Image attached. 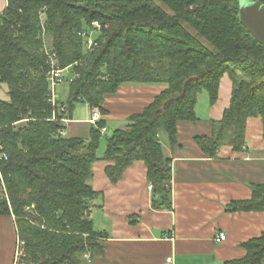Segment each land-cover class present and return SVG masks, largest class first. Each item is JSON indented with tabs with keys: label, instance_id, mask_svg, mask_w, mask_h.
I'll return each instance as SVG.
<instances>
[{
	"label": "trees",
	"instance_id": "obj_1",
	"mask_svg": "<svg viewBox=\"0 0 264 264\" xmlns=\"http://www.w3.org/2000/svg\"><path fill=\"white\" fill-rule=\"evenodd\" d=\"M238 9L239 0H6L0 12V83L8 95L0 99V153L6 156L0 159V214L14 216L23 242L16 264H88L87 256L103 254L107 232L91 217L100 195L90 184L98 159L108 161L104 171L112 183L143 161L152 208H170L171 159L159 132L175 144L177 123L198 120L203 91L215 103L225 73L232 81L229 106L196 143L208 157L223 144L245 151L249 117L261 118L264 134V45L242 25ZM47 51L66 72L59 85H66L58 101L63 111L48 102ZM125 83L165 88L110 133H101L103 120L91 124L87 138L61 133L76 103L104 112L105 96ZM249 187L248 199L232 200L226 209L264 212V183ZM241 246L245 255L227 264H263L264 230Z\"/></svg>",
	"mask_w": 264,
	"mask_h": 264
},
{
	"label": "crops",
	"instance_id": "obj_2",
	"mask_svg": "<svg viewBox=\"0 0 264 264\" xmlns=\"http://www.w3.org/2000/svg\"><path fill=\"white\" fill-rule=\"evenodd\" d=\"M1 4L2 0L0 10ZM164 88L163 84L125 83L105 96L104 112L99 110L105 133L123 127L129 115L140 112ZM231 90L232 81L225 73L215 103L209 104L207 93H200L195 106L198 120L177 123L175 144L159 132L163 154L171 159L170 208H152L143 161H134L115 183L104 171L108 161L93 162L90 184L100 195L95 198L97 211L92 209L91 217L94 227L107 232V238L103 254L91 259L87 256L88 264H164L169 256L172 264H227L245 255L241 244L264 230V212L226 208L232 200L250 197V183H264L261 118L246 120L245 151L223 144L215 157H208L194 139L211 134L212 120L221 119ZM80 104L87 115L78 116L75 104L65 122V135L87 138L93 124L92 108ZM103 149L97 153L99 158ZM220 232L226 237L217 242L214 239ZM17 239L14 216L0 214V264H16Z\"/></svg>",
	"mask_w": 264,
	"mask_h": 264
},
{
	"label": "built area",
	"instance_id": "obj_3",
	"mask_svg": "<svg viewBox=\"0 0 264 264\" xmlns=\"http://www.w3.org/2000/svg\"><path fill=\"white\" fill-rule=\"evenodd\" d=\"M93 25L98 26L97 22H93ZM82 36H86L85 32L81 34ZM87 41V45L90 46L92 44V39L90 37H88L86 39ZM47 66H48V70H47V79H48V102L53 106V107H59L60 111L65 110V106L62 105L60 106V102L59 101V93L57 91V88L59 87V85L63 82V77L65 75V70L60 68L58 62H57V58H56V54L54 52H50L47 51ZM92 108V117H91V122L93 124L96 123L97 120H99L100 115H99V109L97 107H91ZM54 119V117H53ZM64 122H66L67 119L63 118L62 119ZM101 133H104L106 131V127H101L100 128ZM62 134H65V131H61ZM1 148V146H0ZM5 154L0 153V159L1 158H5ZM0 182H1V186L4 189L3 186V182H2V175L0 172ZM92 211V210H91ZM226 237L225 233L220 232L219 234H217L215 236V241L219 242L224 240ZM23 242L19 239H17V244H16V250H15V256H16V260H18V258L20 256L23 255V248H22ZM164 264H172V258L166 257L165 259V263Z\"/></svg>",
	"mask_w": 264,
	"mask_h": 264
},
{
	"label": "water",
	"instance_id": "obj_4",
	"mask_svg": "<svg viewBox=\"0 0 264 264\" xmlns=\"http://www.w3.org/2000/svg\"><path fill=\"white\" fill-rule=\"evenodd\" d=\"M238 16L246 30L264 45V5L255 0H239Z\"/></svg>",
	"mask_w": 264,
	"mask_h": 264
},
{
	"label": "rangeland",
	"instance_id": "obj_5",
	"mask_svg": "<svg viewBox=\"0 0 264 264\" xmlns=\"http://www.w3.org/2000/svg\"><path fill=\"white\" fill-rule=\"evenodd\" d=\"M2 3H3V5H2V8H1V10L0 11H2L3 10V7H4V0H2ZM200 40L205 44V45H208L207 44V42L203 39V38H200ZM46 42L48 43L49 42V40H48V38L46 37ZM209 46V45H208ZM57 91H59V94L60 93H62L61 94V97H65V95H66V85H61L60 87H58L57 88ZM204 92V91H203ZM206 94V93H205ZM203 96V95H202ZM201 98V97H200ZM0 99H3V100H7L8 99V95H7V86H6V84H4V83H0ZM200 101V103L199 104H201V100H199ZM77 105L76 106H78V116H86L87 115V111L84 109V107L82 106V104H80V103H76ZM201 107V105L198 107V110H199V108ZM112 129H108V132H106V133H110V131H111ZM100 148H99V150L97 151V153L99 152V151H102V149L104 148V138H101V140H100ZM91 183V182H90ZM95 211H97V208L95 209Z\"/></svg>",
	"mask_w": 264,
	"mask_h": 264
}]
</instances>
